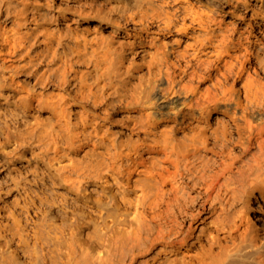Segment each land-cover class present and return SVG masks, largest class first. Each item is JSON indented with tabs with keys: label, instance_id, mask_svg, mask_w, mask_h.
I'll return each instance as SVG.
<instances>
[{
	"label": "bare ground",
	"instance_id": "bare-ground-1",
	"mask_svg": "<svg viewBox=\"0 0 264 264\" xmlns=\"http://www.w3.org/2000/svg\"><path fill=\"white\" fill-rule=\"evenodd\" d=\"M0 135V264H264V0H0Z\"/></svg>",
	"mask_w": 264,
	"mask_h": 264
},
{
	"label": "rangeland",
	"instance_id": "rangeland-1",
	"mask_svg": "<svg viewBox=\"0 0 264 264\" xmlns=\"http://www.w3.org/2000/svg\"><path fill=\"white\" fill-rule=\"evenodd\" d=\"M47 114H48V113H41V115H40V118H41V121H40L41 123H40V124H41V125H39L38 127H36L38 124H35V123H34V124L32 123L33 125L30 124V125L32 126V128L36 127V128H34V129L30 128L31 126H30L29 124L24 125V127H22L23 125H21V126L18 125V126H16V128H15V132L18 134V135L16 134V135L18 136V138H17L18 141H21V140H31L32 138L35 139V138H38V137H39V136L37 137V135H40V137H39V141L37 142L36 146L38 147L39 144H40L39 147H42V146H43V144H41L42 142H40V141H43V142L46 141V142L44 143V144L47 145L46 147H48V146L51 145V146H50L51 148H50V147L47 148V153H46V155H45L46 158L48 159V157L50 158V157L54 154V152H53L54 150H52V146L55 145V144H57V143L53 144L54 141L56 140L54 135H52V136H54V137H51V136H50L51 134H50V135L47 134V132H50L49 127H47L48 129H46V127H44V126H49V123H47V122H49V121H50V123H51L50 126H53V125H54V121H53L52 118L50 119V117H48V118H49V119H48L49 121L47 120V118H43V117H46ZM47 116H48V115H47ZM45 120H46L47 122H46ZM42 121H43V122H42ZM52 123H53V124H52ZM45 124H46V125H45ZM35 125H36V126H35ZM29 126H30V127H29ZM33 126H34V127H33ZM40 126H41V127H40ZM42 126H43V128H42ZM25 127H28V129L30 128L29 131L31 130V131H30L31 133H30L29 131H27L28 129H25ZM39 127H40L41 129H39ZM22 128L25 129V133H28V132H29V133H30L29 135H32V137H31V136H28L27 134L25 135V134H24V131H22ZM44 128H45L46 130H45ZM36 129L39 130V131L43 130L42 133H44V134L47 135V136L45 135L46 139H45V137L43 136L44 134H42L41 132L36 131ZM34 130H35V131H34ZM45 131H47V132L45 133ZM35 132L38 133V134L36 135ZM41 135H42V136H41ZM0 136H1V135H0ZM30 137H31V138H30ZM27 138H28V139H27ZM43 138H44L45 140H44ZM57 138H58V143H59V142H60V143L62 142L61 145L64 144V141H63L62 137L59 138V136H58ZM0 139H1V137H0ZM42 139H43V140H42ZM48 139L51 140V142H50ZM0 142H1V140H0ZM47 142H48V143H47ZM49 143H51V144H49ZM60 143H59V144H60ZM48 144H49V145H48ZM63 146H65V145H63ZM7 148H8V147H7ZM9 148H10V147H9ZM1 149H3V148L0 146V156H1V157H6L8 154L6 155V152H4V151L2 152ZM48 149H49V150H48ZM4 150H5V149H4ZM5 151H6V150H5ZM7 151H8V150H7ZM7 153H8V152H7ZM12 153H13V151H12ZM3 154H4V155H3ZM9 154H11V151H9ZM12 155H13V154L8 155V157H10V156H12ZM50 155H51V156H50ZM72 156H73V158H76V157L79 158V156L74 155V154H72ZM73 158H72V159H73ZM76 159H77V158H76ZM73 160H75V159H73ZM77 160H79V159H77ZM77 160H75V161L77 162ZM139 176H140V177H139ZM139 176H136V177H138V178H142V177H143L142 175H139ZM146 219H148V218H146ZM151 222H152V221H150V223H151ZM151 224H153V223H151Z\"/></svg>",
	"mask_w": 264,
	"mask_h": 264
}]
</instances>
